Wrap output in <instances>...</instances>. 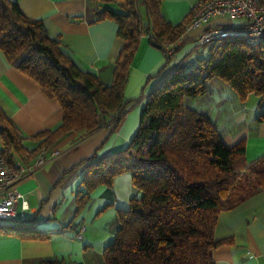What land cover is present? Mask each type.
<instances>
[{
  "label": "trees",
  "instance_id": "trees-1",
  "mask_svg": "<svg viewBox=\"0 0 264 264\" xmlns=\"http://www.w3.org/2000/svg\"><path fill=\"white\" fill-rule=\"evenodd\" d=\"M120 6L124 13L95 12L97 20H113L124 41L106 85L79 68L41 20L26 15L12 0H0V50L62 109L59 124L31 136L38 143L27 149L21 132L0 107V153L8 163L25 161L40 151L51 152L68 132L85 136L102 123L115 130L131 102L124 96L130 64L140 37L149 34L166 61L149 78L155 82L145 94L139 127L123 149L95 152L70 169H83L76 212L95 188L110 187L116 175L129 173L137 194L128 209L118 211L120 225L103 249V264H215L214 249L231 242L214 238L218 215L264 189V155L247 162L244 139L226 146L211 119L186 107L183 99L210 92V79L218 77L240 101L250 93L264 101V42L219 38L204 45L206 57L171 64L190 15L172 24L162 14L161 0H124ZM0 231L34 238L52 233L37 230L27 218L13 220ZM37 264L82 263L54 259Z\"/></svg>",
  "mask_w": 264,
  "mask_h": 264
},
{
  "label": "crops",
  "instance_id": "crops-1",
  "mask_svg": "<svg viewBox=\"0 0 264 264\" xmlns=\"http://www.w3.org/2000/svg\"><path fill=\"white\" fill-rule=\"evenodd\" d=\"M12 1L26 15L41 20L48 35L60 41L62 51L79 68L94 73L103 84H110L124 41L117 36V24L111 19L97 20L95 12L99 9L124 13L120 6L124 0ZM195 1L161 0L162 14L177 24L190 15ZM141 11L145 17L143 8ZM243 23V19L218 17L197 29H187L186 25L176 42L179 48L171 64L207 56V47L197 43L205 28L239 27ZM165 61L162 49L151 44L149 34H142L124 89L125 98L131 102L116 129L112 131V124L102 123L85 136L75 131L66 133L51 147L57 154L18 182L17 187L28 202L26 218L33 221L37 230L52 233L34 238L0 231V264H37L54 259L103 264V249L113 241L120 225L118 211L129 208L137 190L129 173L118 174L110 187L95 188L76 212V191L82 189L83 169H70L95 152L105 155L126 147L139 127L145 94L155 82V78H149L159 72ZM210 87L206 94L184 97V105L207 115L221 132L226 146L244 139L247 162L264 155V120L258 121L264 117V101L254 93L240 101L237 93L218 77L210 79ZM0 107L21 132L27 149L38 143L31 136L54 128L62 118L59 102L47 97L39 84L12 65L1 50ZM66 170L70 171L62 176ZM78 232L81 238L77 237ZM214 238L231 240L214 249L215 264H264V189L221 211Z\"/></svg>",
  "mask_w": 264,
  "mask_h": 264
},
{
  "label": "built area",
  "instance_id": "built-area-1",
  "mask_svg": "<svg viewBox=\"0 0 264 264\" xmlns=\"http://www.w3.org/2000/svg\"><path fill=\"white\" fill-rule=\"evenodd\" d=\"M218 17L243 19L244 23L239 27H207L198 36V45L204 46L216 39L232 36L242 37L250 44L264 42V0H196L190 8L187 29L203 27ZM57 152L40 151L32 159L13 163L6 162L0 153V228L7 227L13 220L26 218L28 202L17 184ZM77 237H82L81 232L77 233Z\"/></svg>",
  "mask_w": 264,
  "mask_h": 264
},
{
  "label": "water",
  "instance_id": "water-1",
  "mask_svg": "<svg viewBox=\"0 0 264 264\" xmlns=\"http://www.w3.org/2000/svg\"><path fill=\"white\" fill-rule=\"evenodd\" d=\"M151 44H152L153 46L158 47V48L160 47V45H159L158 43H156L155 40H151Z\"/></svg>",
  "mask_w": 264,
  "mask_h": 264
}]
</instances>
